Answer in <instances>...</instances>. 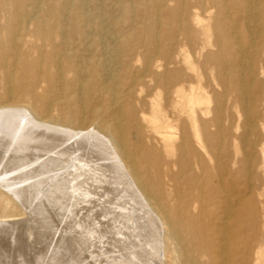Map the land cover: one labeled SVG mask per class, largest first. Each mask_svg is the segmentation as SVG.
I'll use <instances>...</instances> for the list:
<instances>
[{
  "label": "bare ground",
  "instance_id": "6f19581e",
  "mask_svg": "<svg viewBox=\"0 0 264 264\" xmlns=\"http://www.w3.org/2000/svg\"><path fill=\"white\" fill-rule=\"evenodd\" d=\"M44 1L0 0V188L21 198L40 171L50 175L38 185L45 207L70 191L77 204L97 190L103 203L129 206L117 264H159L161 249L171 264H264L259 247L253 262L252 244L239 251V232L253 233L254 241L259 225L256 218L239 223L240 214L256 210L251 194L239 196V175L260 167L264 174L255 93L264 69L260 42L251 43L264 27V0H137L132 9L124 1L121 21L84 14L85 1L100 0H60L51 13H43ZM66 2L82 11L66 13ZM130 11L148 15L144 29ZM205 66L219 91L205 79ZM0 199L15 212L0 215V264H90L67 259L61 240L25 251L19 221L9 220L19 208Z\"/></svg>",
  "mask_w": 264,
  "mask_h": 264
},
{
  "label": "rangeland",
  "instance_id": "374dc122",
  "mask_svg": "<svg viewBox=\"0 0 264 264\" xmlns=\"http://www.w3.org/2000/svg\"><path fill=\"white\" fill-rule=\"evenodd\" d=\"M59 1L60 0H45L44 4L43 5L41 4V6H43V10H42L43 13H51V11H49L47 8L50 7V5H52V4L55 5V4L59 3ZM124 1H125L126 5H130V7L132 9V8L135 7V5H136L135 1H137V0H100V2H98V3H91L89 1H85V4H84L82 10L85 12L84 14L87 13L86 15L90 16V17H93V14L95 12H100V13H102L101 19H107V17H109V16L111 17L112 16V17H114L116 19V21H118V20L121 21L122 16H121V11L118 9V7H119L118 4L120 2H124ZM139 2H141L143 6L144 5L147 6V5H149L150 0H139ZM189 2H190L189 0H185L186 5H188V6H189ZM175 4H176L175 2H167L166 3V7H174ZM101 7H103V8H101ZM64 9H65L66 13H70V14L79 13V12L82 11V10L80 11L78 8L76 9L75 6H73L70 2L69 3L66 2L65 6H64ZM233 11H234V9L230 8L229 12H233ZM214 12H215V10H213V13ZM129 13L132 16L133 20L135 21L136 27L138 29H144L146 24H147V22H148V19H149L148 15L141 14V12H139V11H135V12L134 11H130ZM185 13H187V11H185ZM183 17H185V15H183ZM250 20L253 21V18L250 19ZM93 21H97V19H95ZM104 23L105 22H103V25H104ZM119 24L120 25L122 24L123 27L127 26V22H125V23H121L120 22ZM119 24L118 25L116 24L113 27L111 26V29L118 28ZM261 30L262 31L259 34L255 35V37H254L253 41H251V43H253L254 41L255 42H260L261 50H260V57H259V60H258L257 64H261V66L264 69V27H262ZM173 50H175V52H177L178 49L174 48ZM191 53H192V55L195 53V49L194 48H192ZM196 61H197V59H196ZM203 73H204L205 79H207L208 81H211L210 85L213 86V89L216 92L219 91V88L217 86L213 85L212 79L210 78V77L215 75V72L213 70L209 69L207 66H205L204 69H203ZM258 77H259L258 78L259 81L260 80L263 81V84H259L258 83V84H256V88H255V93L258 94V100L256 101V104H257V112H256V114L258 115V120L256 122V132H257L258 135H260L261 143L264 145V136H263V134H262V132L259 129V126H258V123H263L264 124V94H263L264 88H261V87H264V76H258ZM205 79L203 81H205ZM203 81H201V82L203 83ZM236 110H238V109L236 108ZM226 113L228 115H230L232 118H234L235 117L234 107H232V105H230L228 107V110L226 111ZM239 114L241 116V117H239V123H240L239 125H241L243 123L244 117H243L242 110L240 108H239ZM240 129H239V133L242 130V129L241 130ZM239 144H240L239 145V159H240L241 156H242L243 150L246 149V148L248 149V147L250 145V140L247 139L246 142L244 143L245 145L243 143H241V142ZM258 149H259L258 145L254 147L255 151H258ZM255 160H256V164L258 166H261V164L258 163V162L261 163V158H260L258 152H255ZM49 176H50L49 174H45V177H44V174L42 172L37 171L36 181H35L36 182V186L33 189L31 188L30 189L31 191L30 190L27 191L29 188L26 187L23 182L22 183L20 182L17 186H25V188H26V189L24 188L23 192L21 193V198L23 197L22 199L24 200V201L22 200V202H20L21 198L13 197L10 193H7L8 191H6L5 189L3 190V188H0V194H4L5 196H7L11 200V202L17 208H19L20 216H15V217H13V218H11L9 220H13V221H17V222L19 221L18 225L16 226L17 227L16 231L17 232L19 231V232L17 233L16 236H17V238H20L18 240H19V243H22V244H20L21 247L24 245L25 248H23V247L22 248L25 251L40 250V249L44 248L45 245L48 244V242H49L48 240H50V239L52 240L53 243L54 242H59V240H61V245L65 244L64 246H67V247H64L62 245V248L65 249L64 251H65V253H67L66 257L69 260H70V258H73L74 261L76 259L83 258L82 261L84 260V261H86L87 263H90V264H96V262L97 263L99 262V264H115L116 262L118 263V261H120L119 260L120 259V254L117 253L119 251L116 250V249H118V247H120L119 245L124 246L123 242L125 243L127 241V237L124 238V236H121V233L123 232V234H125V233L128 234L127 230H125V233H124V229L127 226V224H128V226H127L128 229H130V227H131L130 226V221H129L130 219H128L131 216V215H129V212H131L130 207L127 206V205L125 206L123 204L119 205L120 203L119 204L118 203H116V204H114V203H106L107 204L106 205L105 203H103L104 200H105V195H101L100 190H97V191L100 193L102 198H101V196L98 197L96 195L98 193L96 191V192L91 193L88 196L89 199L87 198L84 201H81V202H79L77 204H74V202L72 201V198L70 200V197L71 196L76 197L77 194L74 193V192H72L74 194H71V191H70V194L69 193H67V195L65 194L66 197L63 196V197L55 198L54 200H57L58 203H57V201H55V202L53 201L50 207H45V204L42 202V200L37 199L38 198L37 197V193H39V186L38 185H40L39 183H42L44 180L48 179ZM80 179H83V178L80 177L79 180ZM37 181H39V182H37ZM83 188L85 189L87 187L86 186L81 187V191H80L81 193L84 192ZM27 192L29 194H27ZM249 192H251V193H249ZM249 194H251V198L253 199V201H255V209H256L255 210V214H250V215H246V214L242 215V214H240L239 215V223L246 224L248 220H250L252 218H256L257 222L259 223V225L256 227L257 230L255 229L253 231L254 234L256 235V236H254V241H252V237H251V235L253 233L249 232L247 234H243V232H239V251L241 253L243 251V249L246 248V246L252 244L251 249H250V251H248L247 254H248L249 258H250V261L253 262V260L255 258V252H256L258 247L260 249H262L261 252H263V253H262V257L261 258L264 259V224H263V221H264V174L261 171V167L260 168H254L251 171V173L250 172H246L244 174L241 173L239 175V196L240 195L248 196ZM28 199H30V200H28ZM88 200L90 202L95 200V203L94 204H88L89 203ZM16 201H18V202H16ZM25 201H27L28 203L27 202L24 203ZM31 201H33V202H31ZM62 201H64V202H62ZM65 201H67V202L65 203ZM68 201H69V203H68ZM240 202H241V200H240ZM57 204H58V206H57ZM67 204L70 205V207ZM35 205H37V207ZM41 205L43 207H41ZM102 205H103V207H102ZM108 205L112 206V207H109ZM23 207L25 208V210H24ZM104 207H105V211H104ZM118 207H120L121 209L123 208V209L122 210L120 208L117 209ZM98 208L101 211L102 215H93V214H97V212L99 211ZM101 208H103V209H101ZM106 208L107 209L109 208V209L107 210ZM125 208H129V209L127 210ZM90 210L92 212L96 210V212H93V213L90 212L89 213ZM86 211H88V212H86ZM108 211L110 213H112V215L115 216V217H113V216H112L113 218L109 217V216H111V214H109ZM114 212H116V213L114 214ZM101 213L98 212V214H101ZM9 214H15V212L11 211L10 205H4V202L0 199V215L7 216ZM127 214L129 215V217H127ZM32 215H33L34 218L32 217ZM85 215H86V217H85ZM105 215H106L107 218L108 217L109 218L107 219L105 217ZM120 215L121 216L123 215L122 219L119 218ZM28 216H29V218H27ZM117 216H118V218L120 220L118 218H116ZM81 217L84 220L81 219ZM87 217L90 218V219H87ZM93 217H96V219L95 218L93 219ZM110 218H111V222H110ZM36 219H37V221H36ZM79 219L83 220L84 223L82 222L83 224H81V220H79ZM106 219H107V223L105 221ZM123 219H127V220H123ZM25 220H27V221H25ZM32 220H34V222H36V223H32L33 222ZM86 220L87 221L89 220V224L86 223L87 222ZM20 221H23V222L21 223ZM64 221H66V222H64ZM123 221H124V223H123ZM27 222H29V223H27ZM98 222L99 223L101 222L100 226L98 225L99 224ZM117 222H120V225ZM38 223H40V224L38 225ZM41 223H42V225H41ZM92 223H95V224L93 225ZM125 223H127V224H125ZM28 224H30V225H28ZM79 224H80V226H79ZM24 225L25 226L28 225L30 228L28 226L25 227ZM31 225L32 226L34 225L33 226L34 228ZM96 225H97V227H96ZM107 225H111L110 226L111 229ZM116 225H117V227H115ZM35 226H36V228H35ZM38 226H43V227H38ZM98 226L99 227L103 226L101 228L102 229L104 228V230H102L101 228L99 230ZM18 227H20L21 231H20V229H18ZM44 227L45 228L47 227V229H45ZM107 228L110 231H113V232H108ZM105 229L107 231H105ZM31 230H33V231H31ZM98 230L105 232L102 235L100 234L101 238H100V236H99V234L97 232ZM22 231H23V233H22ZM35 231H36V234H35ZM37 231H39V232H37ZM114 231H116V232H114ZM106 232H108V233H106ZM20 233H22L23 236ZM30 233H34V234H31L32 236H30ZM37 233H40V234H37ZM90 233H91V235H90ZM113 233H117V234H113ZM18 234H19V237H18ZM106 234H108V235H106ZM110 234H112V236H110ZM38 235H41L40 238L38 237ZM103 235H105V236H103ZM21 236H22V238H21ZM36 236H37V238H36ZM113 236H115V238ZM38 239L40 241H38ZM122 239H125V240H123V242H121ZM22 240L24 242H26V244L24 242H22ZM106 240H108V244L106 243ZM116 240L119 241L118 244H117ZM62 241H65V242H62ZM30 242H32V244ZM109 242H111V244ZM133 242H135V239H134ZM112 243L114 244V246H116V248L113 246ZM27 244H28V246H26ZM29 245H32V246H29ZM109 245H111V246H109ZM112 246H113V249H112ZM26 247L28 249H26ZM109 247H111V249ZM107 248H109L108 249L109 251L107 250ZM103 251H104V253H103ZM96 256H98V257H96ZM155 256L159 258V264H171V257H170V255L168 253L165 252V250L161 249L160 250V254L158 256H157V254H155ZM240 258H241V255L239 254V261H240Z\"/></svg>",
  "mask_w": 264,
  "mask_h": 264
}]
</instances>
